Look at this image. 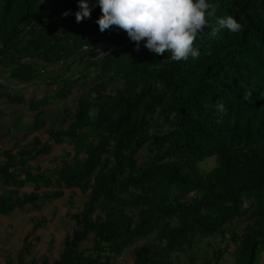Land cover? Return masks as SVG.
I'll use <instances>...</instances> for the list:
<instances>
[{
  "label": "trees",
  "instance_id": "16d2710c",
  "mask_svg": "<svg viewBox=\"0 0 264 264\" xmlns=\"http://www.w3.org/2000/svg\"><path fill=\"white\" fill-rule=\"evenodd\" d=\"M88 2L91 16L78 23L79 0H0V96L63 105L40 144L1 151L0 214L36 202L40 190L48 199L81 194L54 264H115L124 251L129 264H257L264 0H210L242 29L213 38L206 27L200 56L180 62L145 41L137 49L118 27L101 32L98 0ZM31 86L44 92L29 101ZM218 102L227 109L220 123ZM88 234L85 254L78 243Z\"/></svg>",
  "mask_w": 264,
  "mask_h": 264
},
{
  "label": "crops",
  "instance_id": "0c3cea01",
  "mask_svg": "<svg viewBox=\"0 0 264 264\" xmlns=\"http://www.w3.org/2000/svg\"><path fill=\"white\" fill-rule=\"evenodd\" d=\"M27 91L29 95L27 92L23 94L29 101L33 98L30 93L44 92L41 86H31ZM62 107V104H45L41 109L39 106L30 108L25 103L0 96V153L13 145L30 147L33 142L40 144L44 129L50 130L58 125L56 121L61 118ZM17 193L21 195L28 192L18 189ZM40 193L42 198L36 202L27 201L0 214V264H54L59 259L63 249L62 239L72 228L82 196L76 192L68 199L67 195L71 194L64 192L57 198L48 199L43 190ZM47 194L50 196L52 191ZM91 244L92 235L88 234L79 241L78 249H85V254H88ZM263 259L264 256L257 264H264ZM130 260L124 251L117 257L115 264H129ZM221 263L218 261V264Z\"/></svg>",
  "mask_w": 264,
  "mask_h": 264
},
{
  "label": "clouds",
  "instance_id": "9594fccd",
  "mask_svg": "<svg viewBox=\"0 0 264 264\" xmlns=\"http://www.w3.org/2000/svg\"><path fill=\"white\" fill-rule=\"evenodd\" d=\"M98 4L102 12L97 20L101 32L118 27L136 43L137 49L140 42L145 41L150 51L159 55L170 52V59L175 62L200 56L195 43L198 34L203 33L206 27L210 28L208 35L213 38L222 29L230 33L242 29L241 23L231 15L217 17L219 5L210 0H98ZM79 8L75 13L78 23L90 18L92 10L88 0H79ZM68 14V11L63 13L65 16ZM212 19H215V25H210ZM0 83L4 82L0 79ZM243 99L251 100V92L246 91ZM216 109L217 123H220L219 117L226 115L227 109L220 102ZM262 253L263 250L260 256Z\"/></svg>",
  "mask_w": 264,
  "mask_h": 264
},
{
  "label": "rangeland",
  "instance_id": "374dc122",
  "mask_svg": "<svg viewBox=\"0 0 264 264\" xmlns=\"http://www.w3.org/2000/svg\"><path fill=\"white\" fill-rule=\"evenodd\" d=\"M212 161H213V160L209 158V159H207L204 163H205L206 165L210 166V165L212 164ZM200 165H201V163L198 164V166H200ZM39 199H41V198L39 197ZM39 199H38V200H39ZM239 221H240L239 219H238V220L236 219V220H234L233 222L239 224ZM238 228H239V227H238ZM234 231H235V230H234ZM235 232H238V229H237V228H236V231H235ZM260 247H261V245L258 246V248H260ZM171 257H172V259H174V256H171ZM260 258H261V256H259L258 260H259ZM258 260H257V262H258ZM259 264H260V263H259Z\"/></svg>",
  "mask_w": 264,
  "mask_h": 264
},
{
  "label": "built area",
  "instance_id": "2783aa9c",
  "mask_svg": "<svg viewBox=\"0 0 264 264\" xmlns=\"http://www.w3.org/2000/svg\"><path fill=\"white\" fill-rule=\"evenodd\" d=\"M62 13L58 14V16H60Z\"/></svg>",
  "mask_w": 264,
  "mask_h": 264
}]
</instances>
